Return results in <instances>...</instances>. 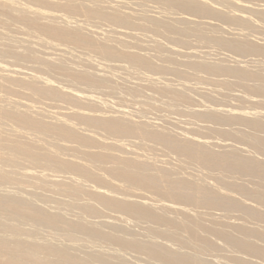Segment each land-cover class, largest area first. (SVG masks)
Returning a JSON list of instances; mask_svg holds the SVG:
<instances>
[{
	"label": "bare ground",
	"instance_id": "bare-ground-1",
	"mask_svg": "<svg viewBox=\"0 0 264 264\" xmlns=\"http://www.w3.org/2000/svg\"><path fill=\"white\" fill-rule=\"evenodd\" d=\"M39 1H41V0H39ZM97 1H100V0H96V2ZM131 1H133V0H131ZM143 1H145V0H142L141 2H143ZM153 1L156 2V4L158 3L159 5L162 4L166 8V10H168L170 12V14L173 12L174 14H172V15H175V17H171V15L166 16V14H165V17H162L163 15L161 17H153L151 15H150L151 17H146L142 13V14H139V16L143 15L144 17L142 16V17L139 18L138 16L135 15V11H137L138 9L136 8L137 10H135V9L132 10V8H133L132 5L130 6V8H131L132 12L134 11V14L130 13V12H125L126 10L125 11H123V10L119 11V9L117 8V5H115V4H120L121 8H124V9H127V6H128V2L126 3L125 1H120V0H102L99 3L98 2L97 3H92V4L90 3L91 5L90 4L89 5L88 4L84 5L85 3L82 4L80 2V0H55V1L54 0L53 1L52 0H42L43 3L45 2V3H47V4L51 5V6L64 9L65 11L68 12V13L66 12L67 14H70V13H71L70 15H72V14H83L85 17H93V18H96V19L98 18V20H100V19L102 21L104 20V21L108 22L109 24H111L113 27H115V29H110V31L108 30L109 32H107L106 34L105 33H100L99 32L100 30L97 32L95 30L88 29L91 32V35L83 33L84 27H83V25L81 26L78 23L80 20L78 22L77 21H73L72 22V20L68 21L67 19L62 18L63 15L60 16L61 19L63 20L61 25H60V23L57 24L54 21L57 16L53 15L52 13L51 14L50 13H46L47 11L46 12H43V11H40V10L37 11V9L34 10V11H30L29 8L26 9L25 7H20V6L18 7V6H15V4L8 3V2H6L4 0L0 1V9L4 10L5 12L10 13V14H12V13L14 14L16 12V18L18 20H20L23 23L28 24V26L30 25V26L34 27L35 29H37V31H39L41 33H44V34H46V35H48L50 37L55 38L56 41L57 40L58 41H62L63 43L68 42V44L70 43V44H72V46L74 45V46H76L78 48L85 49L86 51H89V52H92L94 54H97L98 56L100 55L102 58H107L108 60L109 59H113V60H117L119 62H124V63H127L128 65H131V67H135L136 69L137 68L140 69V70L137 69L134 72H137L138 70H139L138 72H140V71L143 72L141 69H144V70L151 71V73L153 71V74H154V72L156 73L158 71H160V72H162V71H168L169 72L170 71V72L175 73L176 75L177 74H180V75L185 74V73H182V71L180 72V71L176 70L175 67L173 69L167 68V67H163V65H162V67H161V65H158L159 67H157L156 62H154L155 58L154 59L152 58V60H154V61L151 62L150 61L151 59L149 60L146 56H143L140 53L138 54L136 52H133V51H130V50H126L124 48V46H122V45L125 44V41H126V40H124V38L126 39V38H134V37H136V35L133 33V31H130V30H131L132 27H134V26L136 27V26L139 25V24L136 23L137 20L138 21H142V23L146 24V26L149 25L150 27L149 26L148 27L151 28L154 32H158V33L160 32L161 35H162V32L164 33L163 35H165V34L166 35H170V36H166L165 35L166 38L172 36V38L174 39V40L172 39V41H175V43L177 41V42H181L182 45H183L185 42L182 40L183 38L181 39V36L183 37L186 34L188 36L189 33L190 34L194 33L200 39L203 40V42L201 41L200 44H202L204 42H205L204 44H207V46H211L209 44H212V45L215 44L216 46H219L221 49L229 51V52L234 53L236 55H244V56L246 55L247 56V55H250V54H253V55L256 54V55H260V56L264 57V44L262 43V45H260V42H259V45H258L257 42L250 41L247 38L248 36L243 35V34H239V33H241V31H239V28H236V29H238L237 32L239 31V33L235 32L237 34H235L236 36H233L232 38H226L227 35H223V36L214 35V34L213 35L212 34L209 35L210 33L208 34L206 32V31H212L213 29L216 28V26L214 25L213 21L210 22L211 20H218V21H222L223 23L224 22H229V23H232L231 25H233V24L235 26L238 25V26L242 27L243 29H248L250 31L249 28L254 27L255 26V22L260 21L261 19L262 20L264 19V12L259 11L260 9L257 10V7L255 9L256 11L254 10V15H256L259 20L258 19H257V21L255 20V22L253 24L254 18L251 19V17H254V16H249L248 17V15H247V17H246L245 15L244 16L241 15V14L238 15L239 13L235 14V12H233V9H232L231 12H224V11H221V10H217V8H219V6H221V4L218 7H216L215 4L216 5H218V4L215 3L214 7L216 9L212 8L213 6L210 7L209 5H213V1L211 3H210V1L209 2H205L203 0H153ZM221 1L223 3L222 5H226L227 4L229 6L230 4H232L233 6H237L238 8L244 9V10L249 8V6L252 7V5H253V4H251V3H253L251 0H248V1L247 0H238L237 2L230 0L231 3H229V4L226 2V1L229 2V0H226L225 2H223L224 0H221ZM254 1H256V0H254ZM258 1L259 0H257L256 2H258ZM262 1H264V0H262ZM27 2H28V0H27ZM36 2L38 3V0H36ZM129 3H130V1H129ZM136 3H138V2L136 1ZM145 3H148L147 0H146ZM218 3H220V2H218ZM248 3H250V4H248ZM139 4H141V3H139ZM143 5H145V4L142 3V5H139V6L143 7ZM149 5L150 4H146L144 7L146 8ZM152 6L157 8V6H155V4H152ZM45 7H47V6H45ZM253 8H255V6H253ZM224 9H225V11L226 10L228 11L227 8H224ZM52 10H54V9H52ZM157 10L158 11H162L160 9H157ZM157 10L155 9L156 12H158ZM138 12H139V10H138ZM160 13H159V15H160ZM241 13H246V12H242L241 11ZM252 15H253V13H252ZM63 17H66V16L64 15ZM196 18H198L199 20H196ZM75 19H76V17H75ZM201 19H211V20H208V21L204 20L203 21ZM255 19H256V17H255ZM2 20L3 19H1V21ZM6 20H8V19L6 18ZM263 22L261 21V23H263ZM258 23H260V22H258ZM224 24L227 25L228 23L227 24L224 23ZM234 25H233V27H234ZM205 28H207V30H205ZM217 28H220V27H217ZM120 29H124V30H120ZM225 29L226 28H224V31H225ZM2 30H3V28H2ZM126 30H129L130 32L126 31ZM235 30L232 28L230 31H235ZM257 30H259V28H257ZM230 31H229V33H230ZM255 31L256 30H254V32ZM33 32L34 31H32V33ZM154 32H153V34H154ZM149 33H152V32L149 31ZM158 33H156V34H158ZM262 33H261L262 37H264V32L262 31ZM232 34H234V33H232ZM161 35H158V36H161ZM163 35H162V37H163ZM137 36H139V35H137ZM100 37H103V38H100ZM250 37H254V34H253V36L251 35ZM38 38H40V37H38ZM156 38H157V36H156ZM167 39H166V42H168ZM58 41L56 43H59ZM131 41L132 40H129L130 43H131ZM135 41H132V44L133 43H138L136 39H135ZM12 42L14 43V41H12ZM261 42H263V41H261ZM53 43H54V41H53ZM155 43H156V41H155ZM170 43H172V42H170ZM46 44H48V43H46ZM51 44L50 45L48 44V45L51 46ZM161 44L159 42V43H156V45L154 44V46H156L158 49H160L162 47ZM164 45L165 44H163V46ZM176 45H177V43H176ZM182 45L180 44V46H182ZM20 46H22V45H20ZM134 46H136V44H133V48H134ZM138 46H139V44H138ZM68 47H70V46H68ZM156 47H154V48L156 49ZM184 47H185V45H184ZM48 49H50V48L48 47ZM51 49H52V46H51ZM56 49H58V51H59V48L56 47ZM137 49H139V48H137ZM140 49H141V47H140ZM149 49H150V47H149ZM169 49H171V46L169 47ZM172 49H173V47H172ZM68 50H69V48H68ZM176 50H171V53L173 51V54H177L176 52H174ZM5 51H6V49H5ZM16 51H17V49H16ZM86 51H84V52H86ZM141 52H143V51H141ZM144 52H146V51H144ZM157 52H159V51L157 50ZM8 53H9V51H8ZM70 53H71V51H70ZM160 53H162L161 50H160ZM12 54H16V53L13 52ZM94 54H92V55H94ZM168 54H169V52H168ZM15 56H17L18 58L22 57V55H18V54L15 55ZM161 56H162V54H161ZM169 56H170V54H169ZM182 56H183V54H182ZM204 56H206V55H204ZM23 57H25V56H23ZM230 57H232V56H230ZM27 58H29V56ZM64 58H66V57H64ZM161 58H164V56L161 57ZM13 59H15V58L13 57ZM60 59H62V58H60ZM47 60H49V59H47ZM165 60H166V56H165ZM235 60H237V59H235ZM250 60H252V59H250ZM163 61H164V59H163ZM170 61H171V59H170ZM170 61L168 60V62H170ZM49 62L50 61H47L48 65H49ZM87 62H89V60ZM90 62H91V60H90ZM113 62H115V61H113ZM153 62L155 63V65L153 64ZM59 63L60 64H55L54 65V63H53V65H49V66L53 67V69H51V70H54V68H55V69H57L59 71H63V72L66 73L67 77L69 76V78H71V80L73 79L74 81L81 82V83L85 84L86 86H103V85H105V86H103L105 88L106 85H107L106 83L109 82V81L106 80V77H107L108 73H107L105 78H103L104 76L102 77V75H104L106 73H104V74L102 73L100 76L97 75L95 77V76L91 75V74L95 75V72L94 73H87V72L86 73H80V72H77L76 70L74 71L73 68H72L73 71H70L71 69L69 70V69L65 68L61 64L60 61H59ZM102 63H103V61H102ZM185 63H184V65H185ZM76 64H79V63H76ZM103 64L105 65L104 68H106L109 65L108 64L106 66L105 63H103ZM103 64H102V66H103ZM255 64H257V63H255ZM117 65H116V67L121 66V65H119V66H117ZM188 65L193 67L194 69H196V71H204V72H207V73H210V74H213V75H224V76L233 77V78L236 79L235 81H238V82L235 83L236 85H237V83L243 84V86L247 90L245 92H247V93L248 92L249 93L250 92L251 93L255 92V94L257 92V93H261L262 95H264V74H261L263 72L260 73L259 72L260 70L258 72L257 71L253 72V71H251L249 69L247 70V69H245L243 67L242 68L238 67L240 64H238V66H236V67H234L235 65L233 67H226V66L219 65V64H209V61L207 63L205 61L204 62H191V63H188ZM29 66H31V65H29ZM95 66H97V65H95ZM110 66H112V65L110 64ZM260 66L261 65H259V67ZM2 67H0V71L1 72H3V68ZM86 67H87V65H86ZM116 67L111 68V69H115ZM68 68H70V66ZM104 68H102V69H104ZM108 68L109 67H107V70H109ZM102 69L99 70V71H102ZM19 71L14 70V71H12V74L18 73ZM149 71H147V72H149ZM90 72H92V71H90ZM110 72H112V71H110ZM193 72H195V70ZM10 74H6L4 76L3 75L1 76L3 79H7L8 82L10 81L9 82L10 83L9 86L10 85L12 86V84H11V81H12V83L15 82V84H14L15 86L18 84L19 87L22 86L23 88H26L27 90H29V92L32 94V96L36 95V96H41V97H44V98L46 97L47 100H49L48 98L55 99V100L58 99L57 101L64 100V101L70 102L71 104L73 103L74 105L75 104L79 105V103L81 102V103H84L82 105H83V107L85 105L86 110L83 109V108H81V109L78 108V109H75V110L71 109L69 112H66L64 114L61 113L59 115L62 118L65 117V119H60V117H59V118H56L57 121H55L56 119H54L53 117H51L52 115H50V117L54 119L53 121H55V123H52L51 121L50 122H48V121L45 122L43 120H40V119H42L41 117H39V118L33 117V115L35 113L33 115L30 113L31 110L33 109V107L30 109V111H29V107L28 106H25L24 110L21 107L22 110H20V109L16 108L17 106L16 107L12 106L13 103H15L16 100L11 105L9 104V102H8V104H7V102H5L7 104L6 105L5 103H2V101H1V105H0V119H3L5 121L7 120V121H9V123L12 122L11 123L12 125L14 124L17 127L22 128L21 130L26 129V130L32 131L33 134L34 133L35 134H38V133L45 134V135H47L49 137H53L55 139H58V140L64 142L63 144H62V142H61V144L60 143H57L56 145L54 144L56 146L55 149L53 151L52 150L50 151V150L46 149L45 147L40 146V145H36V144H21L20 143L21 141L18 143L17 141L15 142V141H11L10 140L11 142L4 143V142H2V140L4 139L3 138L2 140H0V153L1 152H6V154H7V158H5V159H6V162L8 163V165H5V166L8 167V166L12 165V167H13L14 165H16V167H17V165H18L17 162L19 163V161H17V157L18 156L19 157L22 156L24 158V161H26L27 163L31 164V166L33 165L35 167V165H38L40 167L45 168V170L46 169L50 170V172H52V173L56 172L57 175H58V173L61 174L62 172H65V174H67V175L69 173L70 175L65 177L64 181L62 180L63 182H56V181L52 180L54 182H49L48 183L49 186H47V184L45 183L46 175L42 174V175H38L37 177H31V175H30V177H29L28 174L27 175L20 174L19 178H17L15 174H13L11 172H7V171H5L3 169H0V183H13V184H18L19 185V184H22L24 182H27L29 178H33V179H36V181H38V183L40 182L43 185V187L53 189L55 191H58L59 193H63V195H64V193L65 194H69V195H71V197L72 196L74 197L72 199L78 198L82 194L87 193V196L90 198V200L96 202V205L100 204L101 206H103L106 209L121 211V213L123 212V214L125 213V214L133 217L136 220H145V221L152 222L154 224H161V225L165 226L166 230L162 231L163 230L162 229L159 234L163 235L164 238L166 237V239L174 240V241L179 242L178 245L179 244L180 245L179 246L177 245L178 248L180 246H181L180 248L184 247V251H186L185 247L187 246L189 251H190V248H192V249L195 250V253H193L194 250H192L193 254L192 253H183L184 251L181 252L183 248L181 249V251H179L178 249L177 250L176 249H172L168 245L154 242V240L143 242V241H140V240L139 241L135 240V238L134 239H131V238L130 239H122V238L116 237V236H114L112 234H108L106 232L105 233L102 232L101 229H99L97 227L98 225L96 226V224H95L96 221H95V223H89V224L88 223H83V222H81V220L80 221H68V220L64 219L61 215H59L58 213L57 214L49 213L44 208H42L40 206H36V204L34 205L33 203L27 201L26 198L20 196L21 194L17 195V194H11V193H7V194L4 193L3 195H1V193H0V216L5 215V221H6V218L9 217V219H11L12 221H17V222L19 221L20 223L26 222V224H27V222H29V223L31 222L30 224L29 223L28 224L31 225L32 223L33 224L35 223L36 225L39 224L40 226L41 225L47 226V227H50V228H53V229L61 230V231L66 232V233L68 232V233L72 234V232H75V233L76 232H80V233H83V236L87 235V236H89L91 238L104 239V241L107 240V241H110V242H114L115 244H117L121 248H123V247L124 248H129L130 250L133 249L134 251L141 252L144 255H146L149 259L156 260V261H158L160 263H163V264L164 263L165 264H225L226 262L223 263V261H222V263L221 262L218 263V261H214V260H208L207 261L204 258H201V257H203V254H204L203 252L204 251L205 252L207 251V253H209L210 251L212 252V250H213V252H214L215 248L218 247V245L215 243L216 240L214 242H212L214 239L211 240L213 238V236H212V238L210 236L211 239L208 238L209 237L208 234H213L214 236L218 237V239H220L223 242V245L225 244L224 246H222L221 245L222 242L220 240L217 241V243H219V241H220L219 246L220 245L222 246L221 250L222 249L223 250L224 249L227 250L228 248H231V249L233 248L235 250H238V252L239 251L243 252L246 256L249 255L250 257L251 256L257 257L258 258L257 260H259L260 262L263 261V263H264V246H263L264 244L263 245L258 244L259 242L260 243L261 242L264 243V231H263L264 229L263 228H262L263 230H261V229H259L260 227H258V226H257L258 228H252V227L246 226L244 223H232V222H225V223L223 222V223H221L220 221H219L220 222L219 226H221L222 228L221 227L218 228V226H217L218 225L217 224V222H218L217 220L218 219L215 216H214V218L212 217L210 219V221H209L210 225L208 224V222L205 221V223L208 224V225H206V224H204L201 221V219H202L201 215L203 213H201V215H199V213H200V211H198L199 209L196 210L199 213L196 212L195 210H193V211H195V213H198V214H192V213L189 212L188 209L184 208V207H186L185 204H187L189 206L192 205V208H193V206L199 207L200 210L201 209L203 210V208H205V209L207 208V210H206L207 213L209 212L208 209L209 210L211 209V211H212V209H214V210L218 209V210L223 211L224 212L223 214H225V213L228 214L230 212H235V213L238 212V213H240V217L241 218L244 217L246 219L249 218V219L256 220L257 222H264V160H258V158L256 159V157L252 158V157H249V156H246V155L244 156V153H243L244 151H243V149L241 151L240 148H239V150L242 153H240V151L237 150L238 148L236 149V148H233V147H232V150L228 151V150H226L227 146H224V145L220 146V148H222L223 151L222 150L220 152L219 151H214L213 148L211 147L212 145L210 146V144L208 145L204 141L202 142V141H199V139H195V138H193L191 136L189 137V136L186 135V133L183 134V133L179 132V134L175 133V134H177V135H175L173 132L171 134V132L169 133L167 131H164L165 129L163 130V128H162V130H160L159 129L160 127L157 128L158 125L156 126V125H154V124H152L150 122H145V121L134 122V121H131L127 117L128 114L125 113L124 111H117L116 112L117 114L114 115V116H112L110 114H106L105 112H107V111H105L103 113L100 110V109L103 110V108H100V106H99V105H101V107H102V104H100L99 102H95L93 99L88 97L89 95L88 96H85V95L81 96L78 93H74V92L69 91V90H67V91L61 90L60 88H57V87H55L53 85L55 81L51 85L50 81L42 79L43 78L42 76H40V77H42V78H40V77L35 76V75H28V79L26 78L27 75H26V77L24 76L25 78L23 76H20V77H23V78H20L19 76H18L19 77L18 78V77L15 76L17 78L16 79V78H13V76H11ZM137 74H139V73H137ZM17 75H19V73ZM20 75H21V73H20ZM158 75H159V73H158ZM63 76H65V75H63ZM142 77H143V75H142ZM151 77L154 78L153 76H151ZM151 77H148L147 79H149ZM107 79L109 80L110 77L107 78ZM154 79H157V78H154ZM154 79H151V80H154ZM212 79H213V77H212ZM214 79H215V77H214ZM67 80L70 81V79H67ZM209 80H210V78L207 79V82ZM2 81H4V82H3V85L1 84L2 82L0 83V89L1 88H5L8 91V87H7L8 84L5 86L4 85L5 80H2ZM156 82H158V79H157ZM71 83H72V81H71ZM110 83H108V84H110ZM228 83H229V81H228ZM14 85H13V87H14ZM162 88H160V89H162ZM234 89H235V86H234ZM13 90H16V87ZM105 90H107V89H105ZM141 90H143V89H141ZM9 91H10V87H9ZM162 91H163V89H162ZM27 93H28V91H27ZM30 93H28V96H29ZM182 93H184V90H183ZM241 93H243V92H241ZM31 94H30V96H31ZM173 94H177V93L174 92ZM17 95H19V94H17ZM183 95H186V94L184 93ZM5 96L6 95H4V97ZM41 97H40V99H41ZM177 97H182V98L185 99L186 96L183 97L182 94H177ZM200 97H201V95H200ZM204 98H205V96H204ZM243 98H245V97H243ZM246 98H248V97H246ZM32 99H33V97H32ZM258 99H259V97H258ZM0 100H2V99H0ZM55 100H52L53 103H56V102H54ZM179 100H181V99H179ZM187 100H189V99H187ZM100 101H101V99H100ZM259 101H261V100H259ZM25 102H23L24 104L21 102V104L25 105ZM253 103H255V102H253ZM31 104H32V102H31ZM31 104H30V107H31ZM18 105H20V104H18ZM76 107H78V106H76ZM79 107H80V105H79ZM238 107H241V106H238ZM56 109H58V107ZM66 109H68V107ZM234 109H236V108H234ZM231 111L232 110H230V111H228V110H223V111L222 110L221 111L208 110L207 111L208 113H202V112L197 110V111L193 112V114H195L197 117L205 118V119H207V120H209L211 122H215L216 124L217 123L226 124L227 122H230V121H233V122L237 121L236 123H239L241 125L243 124V125H245V127L247 126L246 128L253 129L254 132L255 131H264V122H262L261 120H259L257 118H252V117H251L252 119H250V118L247 117L248 114L246 116V113L245 114L244 113L241 114L242 112L241 113L239 112V114H238V113H236L234 111L232 113ZM111 113H113V112H111ZM53 114H56V113H53ZM255 114H256V112H255ZM38 116H40V115H38ZM54 117H55V115H54ZM67 117L68 118L69 117L73 118L74 120L77 121L76 123H78V125H82V126H84V128L86 127V128H89V130L90 129L91 130L92 129H96V130L104 132V134L102 133V135L106 136V139L112 135V138H113V136H118V137H121V140L124 139L122 137H125V138L126 137L127 138L130 137L129 139H131V137H132V138H135V139L137 138V139H141V140H149V141L153 142L154 144H156L158 146H161L162 149L166 148L167 150L168 149L171 150L172 152L175 153V155L178 154L177 156H179V155L184 156L186 161L189 160V161L193 162L196 165L198 164V165H200L202 167H205L206 170L207 169H209V170H213V169L217 170L218 169L217 170L218 172H221V171L223 172L224 171V172H229V173L232 172L233 174L236 173V174H239L241 176L242 175H244V176L246 175V176H249V178L251 177V179H254L257 183L256 184L252 183L253 185L255 184L254 188H248L249 185L247 186L245 184H240V183L236 184V183H233L231 181H230L231 183L230 182H225L226 180H224V179H223L224 181L221 180L222 179L221 176H220L221 179L219 178V175H220L219 174L217 176L218 177L217 180L219 182V185L221 184L220 186L221 187L223 186V189H222L223 191H222L220 188H216V187L213 188L214 186L211 183L210 184H211L212 187L206 185L205 183H207V182L204 181V180L203 181L205 183L203 182L201 184V183H198V182H196V181H194L192 179L182 178V177L180 178V177L174 176L173 173L175 171L172 173V171L171 170H167V168L166 169L154 168L153 165H151L149 163L150 161L146 162V161H142L140 159H126L125 157H124L125 159L123 157L120 158L121 155L123 156L124 154H121V155L119 153L117 154L118 151L115 152V153H116V155H120V157L115 155V153H114L115 150L113 151V154L110 153L111 151L105 152L106 150L103 151L104 149L100 150L101 146L105 147L106 144L110 145V143H112V141L107 143V142H105L106 140H99L100 138L97 139V138L93 137L94 135H92V134L89 135L88 134V133H90L89 130H88L89 131L88 133L86 132V134H84V133L81 134L80 130L78 132L79 128L76 127L77 124L71 122V121H73V119L72 120L70 119L71 121H69V120H66ZM193 117H194V115H193ZM197 117H196V119H198ZM203 121H204V119H203ZM188 124H190V123H188ZM16 126H15L14 129L8 128V129H10V131L7 129V133L8 134L12 133L13 135H11V136H18V137H19L20 133L23 134L22 132H24V130L23 131H21V130L17 131L18 129L16 130ZM3 127H5V126H3ZM3 130L4 129L0 128V135H1V132ZM96 130H95V132H96ZM85 131H87V130H85ZM92 131H94V130H92ZM4 132H6V130H4ZM4 132L2 134L6 135L7 133H4ZM99 133L100 132H98V134ZM251 133H253V132H251ZM24 134H25V132H24ZM105 134H107L108 136L105 135ZM209 134H211V133H209ZM225 134H227V133H225ZM241 134H243V133H241ZM227 135H229V134H227ZM231 135H232V133H231ZM40 136H42V135H40ZM104 136H102V137H104ZM263 136L264 135H262V137H260L259 135H255V133H254V135L253 134L252 135H244L243 134L240 138L242 140H244L245 142H247L251 147L256 149L255 150L256 152L257 151L261 152V151H264V137ZM27 137L29 138V136H27ZM43 137L45 139V136H43ZM13 138H15V137H13ZM38 138H39V135H38ZM236 138H239V137H236ZM50 139H52V138H50ZM102 139H104V138H102ZM7 140H8V138H7ZM107 140H111V139H107ZM119 140H120V138H119ZM28 141H29V139H28ZM49 141H51V140H49ZM120 141H117L116 145H115V143L113 145L122 148V145H123L122 142L123 141L122 142H120ZM113 142H114V140H113ZM118 142H120L122 144H118ZM132 142H133V140H132ZM49 144L51 145V143H49ZM125 145H123V148H126V147H124ZM110 146H112V145H110ZM112 147H114V146H112ZM128 147H130V146H128ZM161 147H159V148H161ZM234 147H235V145H234ZM94 149H99V151L98 150H94ZM215 149H219L218 146ZM65 150H68V151L74 153L75 156H73V157H76V154L82 156L84 160L86 159L85 165L83 164L85 162L84 160H83V163L81 162L82 164H80V163H78L79 161L75 162L77 160L73 161L72 159H66L65 158L66 156L63 155V154L62 155L65 156V157L61 158L60 155H59V152L65 151ZM118 150H119V148H118ZM70 152H69V154H70ZM129 152H131V151L129 150ZM72 153L70 155H72ZM67 156H68V153H67ZM4 157H5V155H4ZM20 160L22 161V159H20ZM78 160H80V159H78ZM178 160H180V159H178ZM87 162L90 163V164L97 165V167L98 166L101 167L103 165L109 164L110 166L106 167L105 173L107 172L108 174L112 175V177L114 176L119 181H121V183H124V185L130 186V187H139V188L144 189L145 191L146 190L152 191V192L156 193L157 195H159V196L165 198L166 200H168L171 204L169 205V203H168V204L154 205L151 202H148L147 199L145 197H142V196H138V197L136 196L138 198V200H134V201L133 200H129L127 198H119V197H116L115 195H111L110 194L113 191L109 192L107 189L103 190V189H101V186L100 187L89 186L88 188H85V184H83V181L80 180L79 178H81V179L83 178V180L84 179L88 180L89 184H90V181L92 182V184L95 183V182H97L96 184L103 182V179L99 177L100 174L96 175L98 173H96V174H94L95 172L93 173V170H96V168L92 169L94 165L91 168L92 170H89V168L91 166L89 167ZM0 163H2V161ZM172 163L173 162H171V164ZM24 164H26V163H24ZM0 165H2V164H0ZM20 165H18V166H20ZM87 165H88L89 168L87 167ZM2 167H4V166H2ZM20 167H22V166H20ZM23 168H25V167L23 166ZM48 170H47V172H48ZM97 170H99V169H97ZM209 170H207V171H209ZM17 171H18V169H17ZM41 171H43V170H41ZM199 171H201V170L199 169ZM207 171H206V173H209ZM190 172L192 173V170ZM186 173H187V171H186ZM193 173H196V171L193 172ZM212 173L214 174L213 171H212ZM212 173L210 175H208V174H206V175L211 177ZM189 175H191V174H189ZM214 175H216V173ZM214 175H212V176L214 177ZM104 176H105V174H104ZM104 176L102 175L101 177H104ZM208 176L204 175L203 178L205 179V177H208ZM209 177H208V180H209ZM237 177L235 176V178H237ZM105 178H107V177H105ZM192 178H194V177L192 176ZM216 178H215V180H216ZM225 178H226V176H225ZM51 179H53V178H51ZM200 179L198 178V181ZM49 180H50V178H49ZM245 181H246V179H245ZM84 182L86 183V181H84ZM209 182H210V180H209ZM218 182H217L216 186L218 185ZM243 182H244V180H243ZM249 183H247V184H249ZM30 184L32 186V182L31 181H30ZM119 184H117V185L115 184L116 186L114 185L115 186L114 188H116V189L118 188L120 190V186H118ZM217 187H219V186H217ZM33 188H35V186ZM13 189H15V188H13ZM29 190H31V189H29ZM31 191H33V190H31ZM121 191H122V189H121ZM227 192H229V193H227ZM231 193H235V194L238 195V198L240 197V198H243V199H238V198H236L237 195L234 196V195H231ZM37 194H39V193H37ZM147 197H148V195H147ZM56 199H57V197H56ZM82 199L83 198L81 197V200ZM54 201H55V198H54ZM89 203H85V204H81L80 205L81 209L83 210L82 212L90 214V215H95L96 212L98 213V211H96L97 208L95 209L91 205V203L90 204ZM76 204H78V203H76ZM79 204H80V202H79ZM175 204H179V205L181 204L180 205L181 207L179 205H178V207H176ZM182 204L185 205V206L182 207ZM63 205H64V203H63ZM93 205H95V204L93 203ZM68 206H70V205H68ZM72 206H74V204ZM80 206H78V207H80ZM98 208H99V206H98ZM168 211H170L171 214H176V217L173 218L172 216H169L168 213H167ZM215 212L217 213L218 211L215 210ZM83 215L85 216V214H83ZM177 215H179L180 217L178 218ZM210 216H211V213H210ZM210 216H209V218H210ZM202 217H204V216H202ZM207 217H208V215H207ZM220 218L221 217H219V219ZM75 219H77V218H75ZM205 219L206 218H204V220ZM221 221H223V220H221ZM8 223H11V222H8ZM120 223H121V221H120ZM104 224H106V223H104ZM255 224H258V223L255 222ZM259 226H260V224H259ZM153 228H154V226H153ZM20 229L15 224H6V223H4V222H2L0 220V233L2 231L10 233L9 236L8 235L4 236V235L0 234V264H126L123 261L122 257L119 255L120 253L118 254L115 251H114L115 253H109L108 252V254H106V253L101 252V251L89 250V252H87L84 255L80 256V255H77L75 253L69 252L68 247L67 248H64V247L60 248V247L54 246L53 244L52 245L51 244H42V243H39V242H37V241H35L33 239H30V238H22L21 237L22 231ZM26 229H28V228H26ZM228 229H229V231H228ZM231 229L233 230V232H234V230L236 232H238L237 234H239L240 236L239 235L237 236L236 233L234 235L233 232L230 231ZM158 230H160V229H158ZM156 232H158V231L156 230ZM180 232H184L186 234L184 236L185 238H181L182 235L181 236L179 235ZM154 234H157V233L154 232ZM31 235H32V233H31ZM156 239H158V238H156ZM88 240H90V239H88ZM254 240L258 241V243L256 241H254ZM93 242H95V241H93ZM177 242H175V244ZM226 245L228 246L227 248H226ZM105 248H106V246H105ZM218 250H219V248H218ZM227 251L230 252L231 250L230 251L227 250ZM201 252L203 254L200 257ZM76 253H78V252H76ZM218 253H219V251H218ZM218 253H216V254H218ZM236 253H237V251H236ZM211 254H213V253H211ZM223 254H225V253H223ZM227 256L228 255L226 254V257ZM241 256H242V254H241ZM135 259H137V257ZM236 260H238V262L240 261V262H243V263H248V264L251 263L252 264V261H250L249 259H246L244 257L236 256ZM143 262H145V261H143Z\"/></svg>",
	"mask_w": 264,
	"mask_h": 264
},
{
	"label": "rangeland",
	"instance_id": "rangeland-1",
	"mask_svg": "<svg viewBox=\"0 0 264 264\" xmlns=\"http://www.w3.org/2000/svg\"><path fill=\"white\" fill-rule=\"evenodd\" d=\"M0 1H3V0H0ZM4 1H6V2H8V3H13V4H15V6H20V7H25L26 9H28L29 8V10L30 11H34V10H36L37 9V11H43V12H46V13H52L53 15H56L57 17H56V19L54 20L57 24L58 23H60V25H61V23H62V19H61V17L60 16H66V17H63L62 16V18H65V19H67L68 21H71L72 20V22L73 21H79L78 23L82 26L83 25V27H84V30H83V33H85V34H88V35H91V32L88 30V29H91V30H95V31H99L100 33H107V32H109L110 31V29H115V27H113L111 24H109L108 22H106V21H102L101 19L100 20H98V18L96 19V18H93V17H85L83 14H72V15H70V14H67L68 12L67 11H65L64 9H62V8H58V7H54V6H51V5H49V4H47V3H43L42 2V0L41 1H39L38 0V3L36 2V0H28V2H27V0H4ZM53 1V0H52ZM55 1V0H54ZM94 1V2H93ZM100 1H102V0H100ZM100 1H97L98 3L100 2ZM120 1H125L126 3L128 2V6H127V9H124V8H121V6H120V4H115V5H117V8L119 9V11H125V12H130V13H133L134 14V11L132 12V10H139V12H138V10L137 11H135V15L136 16H138L139 18L140 17H142L143 15H141V16H139V14H144L146 17H151V16H153V17H161L162 15V17H165V14H166V16H169V15H171V17H175V15H172V14H174L173 12L170 14V12L168 11V10H166V8L162 5V4H156V2H154L153 0H147V2L148 3H145L146 2V0L145 1H143V2H141L142 0H133V1H131V0H120ZM129 1H130V3H129ZM136 1L138 2V3H136ZM203 1H205V2H209L210 1V3L213 1V5H209L210 7L211 6H213L212 8H215L214 7V4L215 3H217L218 5H216L215 4V6L216 7H218L220 4H221V6H219V8H217V10H221V11H224V12H231L232 11V9H233V12H235V14L236 13H239L238 15H245L246 17H247V15H248V17L249 16H254V17H251V19L252 18H254V20H253V24H254V22H255V20L257 21V19H258V17L256 16V15H254V10L256 9V7H257V10H259V11H262V12H264V1H258V2H256V1H254V0H251L253 3H251V4H253L252 5V7H250L249 6V8H247V9H240V8H238L237 6H233L232 4H230L229 6L226 4V5H222L223 3H222V1L221 0H203ZM215 1V2H214ZM226 0H224L223 2H225ZM231 1H235V2H237L238 0H231ZM248 1V0H247ZM36 2V3H35ZM42 2V3H41ZM80 2L83 4V3H85L84 5H89L90 3L92 4V3H97L96 2V0H80ZM89 2V3H88ZM151 2V3H150ZM218 2H220V3H218ZM228 4L229 3H231L230 2V0H229V2L228 1H226ZM255 2V3H254ZM41 3V4H40ZM132 3V4H131ZM139 3H141V4H139ZM142 3H144L145 5L146 4H150L149 6H147L146 8L144 7L145 5H143V7L142 6H139V5H142ZM209 3V4H210ZM250 3H248V4H250ZM90 4V5H91ZM130 4V5H129ZM136 4V5H135ZM138 4V5H137ZM152 4H155V6H157V8H155L154 6H152ZM247 4V3H246ZM132 5V10H131V8H130V6ZM162 5V6H161ZM258 5V6H257ZM45 6H47V7H45ZM232 6V7H231ZM248 6V5H247ZM253 6H255V8H253ZM44 7V8H43ZM135 7V8H134ZM146 11H144L142 8ZM221 7V8H220ZM39 8V9H38ZM51 10H50V9ZM121 8V9H120ZM130 8V9H129ZM137 8V9H136ZM153 8V9H152ZM224 8H227L228 9V11L226 10L225 11V9ZM253 10H252V9ZM43 9V10H42ZM52 9H54V10H52ZM155 9L157 10V9H160V10H162V11H158V12H156L155 11ZM216 9V8H215ZM223 9V10H222ZM242 12H246V13H241V11ZM49 10V11H48ZM128 10V11H127ZM141 10V11H140ZM235 10V11H234ZM244 10V11H243ZM3 11V12H2ZM237 11V12H236ZM256 11V10H255ZM0 67H2L3 68V72H1L0 71V77L4 74V75H6V74H10L11 76H13V78H16V77H20V76H25L26 77V75H27V79H28V75H35V76H38V77H40V76H42V77H40V78H42V79H45V80H47V81H50V83H51V85L53 84V82H54V86L55 87H57V88H60L61 90H65V91H67V90H69V91H72V92H74V93H78L79 95H81V96H83V95H85V96H88V97H90L91 99H93L95 102H99L100 104H102V107H101V105H99L100 106V108H103V110L102 109H100L101 110V112H105V111H107V112H105L106 114H110V115H112V116H114V115H116L117 113V111H124L125 113H127L128 115H127V117H128V119H130L131 121H134V122H140V121H145V122H150V123H152V124H154V125H158V127L157 128H159L160 130H162V128H163V130L164 131H167V132H171V134H172V132L175 134V133H178L179 134V132H181V133H183V134H185L186 133V135L187 136H191V137H193V138H195V139H199V141H204V142H206L208 145L210 144V146L213 148V150L214 151H221L222 150V148H220V146L221 145H224V146H227V149L226 150H228V151H230V150H232V147L233 148H238L237 150L238 151H240L239 150V148L241 149V151H242V149H243V153H244V156L246 155V156H249V157H252V158H255L256 157V159L258 158V160H264V151H261V152H259V151H255L256 149H254L253 147H251L247 142H245L244 140H242L240 137L244 134V135H254V133H255V135H259L260 137H262V135H264V131H253V129H251V128H246L245 127V125H241V124H239V123H236L235 121L233 122V121H230V122H227L226 124H223V123H215V122H211V121H209V120H207V119H205V118H200V117H197L195 114H193V112H195V111H200V112H202V113H208L207 111L208 110H211V111H213V110H217V111H223V110H228V111H230V110H232L231 112L233 113V111L234 112H236V113H238L239 114V112L241 113V114H245L246 113V116H247V114H248V118H250V119H252V118H257V119H259V120H261L262 122H264V95H262L261 93H257L256 92V94H255V92L253 93H247V92H245V91H247L246 89H245V87L243 86V84H240V83H237V85L235 84L236 82H238V81H235L236 79L235 78H233V77H229V76H224V75H213V74H210V73H207V72H204V71H196V69H194L193 67H191V66H189L188 65V63H191V62H208L209 61V64H219V65H223V66H226V67H233L234 65V67H236V66H238V64H240L238 67H243V68H245V69H249V70H251V71H253V72H258L259 70V72L261 73V72H263V73H261V74H264V57L263 56H260V55H256V54H250V55H236V54H234V53H231V52H229V51H226V50H223V49H221L219 46H216L215 44H209V45H211V46H207V44H204V43H202V44H200V42L202 41L203 42V40L202 39H200L196 34H194V33H189L188 34V36H187V34L186 35H184L183 37L181 36V39L185 42L183 45H182V43L181 42H177L176 41V43H177V45H176V43H175V41H172V36L171 37H167L166 38V36H170V35H163L164 33L162 32V35H163V37H162V35H161V33L159 34L158 32H154L151 28H149L148 26H146V24H144V23H142V21H138L137 20V24H139L138 26H134V27H132L131 28V30L130 31H133V33L136 35V37H134L136 40H137V42L138 43H133V44H136V46H134V48H133V44H132V41H135V39L134 38H124V40H126L125 41V44L124 45H122V46H124V48L126 49V50H130V51H133V52H136V53H140L141 55H143V56H146L151 62L152 61H154V60H152V58L154 59L155 58V61L154 62H156V65H157V67H159L158 65H161V67H162V65H163V67H167V68H171V69H173L174 67H175V69L176 70H178V71H182V73H185V74H183V75H180V74H175V73H173V72H168V71H162V72H160V71H158V72H154V74H153V71H152V73H151V71H149V70H144V69H141L143 72H138L140 69L139 68H137V69H139L137 72H134V71H136L137 69L135 68V67H131V65H128L127 63H124V62H119V61H117V60H113V59H107V58H102L100 55L98 56L97 54H94V53H92V52H89V51H86L85 49H82V48H78V47H76V46H72V44H68V42H65V43H63L62 41H58L59 43H56L57 41H56V39L55 38H53V37H50V36H48V35H46V34H44V33H41V32H39V31H37V29H35L34 27H32V26H28V24H26V23H23V22H21L20 20H18L17 18H16V12L13 14H10V13H7V12H5L4 10H1L0 9ZM67 12V13H66ZM161 12V13H160ZM165 12V13H164ZM232 12V13H233ZM138 13V14H137ZM159 13H160V15H159ZM163 13V14H162ZM252 13H253V15H252ZM148 14V15H147ZM158 14V15H157ZM3 15V16H2ZM83 15V16H82ZM151 15V16H150ZM32 16V15H31ZM10 17V18H9ZM60 17V18H59ZM75 17H76V19H75ZM84 17V18H83ZM144 17V16H143ZM255 17H256V19H255ZM6 18L8 19V20H6ZM1 19H3L2 21H1ZM74 19V20H73ZM195 19V18H194ZM196 20H199L198 18H196ZM201 20H205V21H208V20H211V19H201ZM259 20V19H258ZM13 21V22H12ZM43 21V20H42ZM99 23H98V22ZM213 21V23H214V25L216 26V28L215 29H213L212 31H206L209 35H220V36H223V35H227V37L226 38H232L233 36H236L235 34H237V33H239V31H241V33H239V34H243V35H246V36H248L247 38L250 40V41H252V42H257V44L259 45V42H260V45H262V43L264 44V37H262V31L264 32V19L262 20H260V21H257V22H255V26L254 27H251V28H249L250 29V31L248 30V29H243L242 27H240V26H235L234 24V27H233V25H231L232 23H229V22H224V23H228L227 25H225L222 21H218V20H211L210 22H212ZM215 21V22H214ZM261 21L263 22V23H261ZM8 22V23H7ZM12 22V23H11ZM220 22V23H219ZM258 22H260V23H258ZM258 23V24H257ZM25 24V25H24ZM257 24V25H256ZM142 25V26H141ZM218 25V26H217ZM226 27H225V26ZM259 25V26H258ZM262 25V26H261ZM4 26V27H3ZM108 26V27H107ZM111 26V27H110ZM141 26V27H140ZM191 26V25H190ZM226 28L225 29V31H224V28ZM229 26V27H228ZM20 27V28H19ZM31 27V28H30ZM217 27H220V28H217ZM2 28H3V30H2ZM33 28V29H32ZM87 28V29H86ZM146 28V29H145ZM233 28L234 30L236 29V28H239V31L237 32V30L238 29H236L235 31H230L231 29ZM257 28H259V30H257ZM263 28V29H262ZM15 29V30H14ZM23 29V30H22ZM83 29V28H82ZM119 29V28H118ZM117 29V30H118ZM135 29V30H134ZM143 29V30H142ZM241 29V30H240ZM262 29V30H261ZM2 30V31H1ZM109 30V31H108ZM120 30H124V29H120ZM146 30V31H145ZM150 32H152V33H149V31ZM205 30H207V28H205ZM217 30V31H216ZM219 30V31H218ZM223 32H222V31ZM230 31V33H229V31ZM254 30H256L255 32H254ZM5 31V32H4ZM23 31V32H22ZM30 31V32H29ZM32 31H34L33 33H32ZM89 31V32H88ZM126 31H129V30H126ZM129 31V32H130ZM140 33H139V32ZM259 31V32H258ZM27 32V33H26ZM153 32H154V34H153ZM235 32H237V33H235ZM252 32V33H251ZM156 33H158V34H156ZM227 33V34H226ZM232 33H234V34H232ZM251 33V34H250ZM262 33V34H261ZM34 36H33V35ZM146 36H145V35ZM148 34V35H147ZM253 34H254V37H250L251 35L253 36ZM260 34V35H259ZM5 35V36H4ZM137 35H139V36H137ZM143 35V36H142ZM153 35V36H152ZM158 35H161V36H158ZM44 36V37H43ZM93 36V35H92ZM156 36H157V38H156ZM258 38H257V37ZM261 38H260V37ZM5 37V38H4ZM28 37V38H27ZM38 37H40V38H38ZM50 37V38H49ZM140 37V38H139ZM144 37V38H143ZM187 37V38H186ZM98 38V37H97ZM100 38H103V37H100ZM171 40H170V39ZM41 39V40H40ZM50 39V40H49ZM52 39V40H51ZM134 39V40H133ZM159 39V40H158ZM166 39H167V41L168 42H166ZM186 39V40H185ZM260 41H259V40ZM128 40V41H127ZM129 40H132L131 41V43L129 42ZM174 40V39H173ZM12 41H14V43L12 42ZM43 41V42H42ZM53 41H54V43H53ZM147 41V42H146ZM155 41H156V43H159L160 42V44L162 45V47L160 48V49H158L156 46H154V44L156 45V43H155ZM164 41V42H163ZM172 42V43H170V42ZM261 41H263V42H261ZM136 42V41H135ZM166 42V43H165ZM46 43H48L49 45L51 44V46H52V49H51V46H49L48 44H46ZM175 43V44H174ZM182 45V46H180V44ZM10 44V45H9ZM15 44V45H14ZM24 44V45H23ZM55 44V45H54ZM58 44V45H57ZM138 44H139V46H138ZM146 44V45H145ZM153 44V45H152ZM163 44H165L164 46H163ZM204 44V45H203ZM8 47H7V46ZM20 45H22V46H20ZM47 45V46H46ZM57 45V46H56ZM128 45V46H127ZM152 45V46H151ZM168 45V46H167ZM184 45H185V47H184ZM17 46V47H16ZM19 46V47H18ZM68 46H70V47H68ZM156 47V49L159 51V52H157V50L154 48V47ZM171 46V49H169V47ZM29 49H28V48ZM48 47L50 48V49H48ZM54 47V48H53ZM56 47L57 48H59V51H58V49H56ZM140 47H141V49H140ZM149 47H150V49H149ZM172 47H173V49H172ZM177 47V48H176ZM184 47V48H183ZM206 47V48H205ZM68 48H69V50H68ZM72 48V49H71ZM78 48V49H77ZM137 48H139V49H137ZM182 48V49H181ZM5 49H6V51H5ZM8 49V50H7ZM16 49H17V51H16ZM66 49V50H65ZM82 49V50H81ZM136 49V50H135ZM153 51H152V50ZM163 49V50H162ZM170 51H169V50ZM177 49V50H176ZM181 49V50H180ZM185 49V50H184ZM194 49V50H193ZM203 49V50H202ZM212 49V50H211ZM4 50V51H3ZM15 50V51H14ZM62 52H61V51ZM160 50H161V52L162 53H160ZM171 50H176V51H174V52H176L177 54H173V51H172V53H171ZM188 52H187V51ZM205 50V51H204ZM8 51H9V53H8ZM23 51V52H22ZM70 51H71V53H70ZM84 51H86V52H84ZM141 51H143V52H141ZM144 51H146V52H144ZM180 53H179V52ZM201 51V52H200ZM16 53V54H12V53ZM35 52V53H34ZM61 52V53H60ZM84 52V53H83ZM154 52V53H153ZM157 52V53H156ZM168 52H169V54H170V56H169V54H168ZM182 52V53H181ZM216 52V53H215ZM7 55H5V54ZM61 55H60V54ZM77 53V54H76ZM86 53V54H85ZM91 53V54H90ZM4 54V55H3ZM11 54V55H10ZM22 55V57H17V56H15V55ZM28 54V55H27ZM57 54V55H56ZM89 54V55H88ZM92 54H94V55H92ZM161 54H162V56H161ZM182 54H183V56H182ZM212 54V55H211ZM59 55V56H58ZM76 55V56H75ZM84 55V56H83ZM174 55V56H173ZM204 55H206V56H204ZM236 55V56H235ZM15 58V59H13V57ZM23 56H25V57H23ZM29 56V58H27ZM31 56V57H30ZM79 56V57H78ZM90 56V57H89ZM164 56V58H161V57H163ZM165 56H166V60H165ZM181 56V57H180ZM187 58H186V57ZM230 56H232V57H230ZM239 56V57H238ZM255 56V57H254ZM257 56V57H256ZM47 57V58H46ZM51 57V58H50ZM64 57H66V58H64ZM72 57V58H71ZM81 57V58H80ZM93 59H92V58ZM101 57V58H100ZM160 57V58H159ZM184 57V58H183ZM11 58V59H10ZM31 58V59H30ZM41 58V59H40ZM60 58H62V59H60ZM64 58V59H63ZM79 58V59H78ZM90 58V59H89ZM169 58V59H168ZM180 58V59H179ZM232 58V59H231ZM237 59V60H235V59ZM254 58V59H253ZM25 59V60H24ZM46 59V60H45ZM47 59H49V60H47ZM58 59V60H57ZM101 59V60H100ZM163 59H164V61H163ZM170 59H171V61H170ZM180 61H178V60ZM250 59H252V60H250ZM38 60V61H37ZM67 62H66V61ZM89 60V62H87ZM90 60H91V62H90ZM106 60V61H105ZM168 60L170 61V62H168ZM174 60V61H173ZM250 60V61H249ZM255 60V61H254ZM258 60V61H257ZM260 60V61H259ZM16 61V62H15ZM45 61V62H44ZM47 61H50L49 62V65H53V63H54V65L55 64H60L59 63V61L61 62V64L65 67V68H67V69H71L70 71H77V72H80V73H94L95 72V75L94 74H91V75H93V76H100L102 73L104 74V73H106V74H104V75H102V77L103 78H105L106 77V75H107V73H108V75H107V77H106V80L107 81H109L108 83H110L111 81V83L110 84H108V83H106L107 85H106V87L104 88L103 86H105V85H103V86H86L85 84H83V83H81V82H78V81H74L73 79L71 80V78H69V76L67 77L66 76V73L65 72H63V71H59V70H57V69H55L54 68V70H51V69H53V67H51V66H49L48 64H47ZM73 61V62H72ZM96 61V62H95ZM102 61H103V63H105L106 64V66L107 67H109L108 69L109 70H107V67L106 68H104V64L102 63ZM112 61V62H111ZM113 61H115V62H113ZM117 61V62H116ZM178 61V62H177ZM232 61V62H231ZM254 61V62H253ZM65 64H63V63ZM95 62V63H94ZM101 64H100V63ZM108 62V63H107ZM153 62V64L155 65V63ZM161 62V63H160ZM165 62V63H164ZM187 64H186V63ZM211 62V63H210ZM238 62V63H237ZM21 63V64H20ZM31 63V64H30ZM44 65H43V64ZM51 63V64H50ZM76 63H79V64H76ZM81 63V64H80ZM89 63V64H88ZM101 65H99V64ZM116 63V64H115ZM167 63V64H166ZM172 63V64H171ZM174 63V64H173ZM184 63H185V65H184ZM253 63V64H252ZM255 63H257V64H255ZM102 64H103V66H102ZM110 64L112 65V66H110ZM118 64V65H117ZM173 66H171V65ZM179 64V65H178ZM245 64V65H244ZM29 65H31V66H29ZM43 65V66H42ZM86 65H87V67H86ZM95 65H97V66H95ZM116 65L117 66H119V65H121V66H119V67H116ZM245 67H244V66ZM258 67H257V66ZM259 65H261L260 67H259ZM46 66V67H45ZM70 66V68H68ZM171 66V67H170ZM179 66V67H178ZM189 66V67H188ZM5 67V68H4ZM29 67V68H28ZM48 67V68H47ZM104 68V69H102V68ZM114 67H116L115 69H111V68H114ZM121 67V68H120ZM125 67V68H124ZM131 67V68H130ZM191 67V68H190ZM263 67V68H262ZM72 68H73V70H72ZM127 68V69H126ZM129 68V69H128ZM183 68V69H182ZM30 69V70H29ZM46 69V70H45ZM102 69V71H99V70H101ZM106 69V70H105ZM120 69V70H119ZM253 69V70H252ZM14 70H17V71H19L18 73H19V75H17L18 73H15V74H12V71H14ZM35 70V71H34ZM89 70V71H88ZM114 70V71H113ZM129 70V71H128ZM186 70V71H185ZM188 70V71H187ZM190 70V71H189ZM195 70V72H193ZM38 71V72H37ZM82 71V72H81ZM90 71H92V72H90ZM99 73H98V72ZM110 71H112V72H110ZM118 71V72H117ZM123 71V72H122ZM147 71H149V72H147ZM130 72V73H129ZM133 72V73H132ZM165 72V73H164ZM189 72V73H188ZM200 72V73H199ZM20 73H21V75H20ZM38 73V74H37ZM63 75H65V76H63ZM65 73V74H64ZM135 73V74H134ZM137 73H139V74H137ZM158 73H159V75H158ZM24 74V75H23ZM40 74V75H39ZM143 75V77H142V75ZM163 74V75H162ZM3 75V76H4ZM50 75V76H49ZM140 75V76H139ZM162 75V76H161ZM186 77H185V76ZM211 75V76H210ZM16 76V77H15ZM127 76V77H126ZM151 76H153L154 78H157L158 79V82H156L157 81V79H154V78H152ZM188 76V77H187ZM197 76V77H196ZM18 77V78H19ZM23 77H20V78H23ZM24 77V78H25ZM110 77V79L108 80L107 78H109ZM140 77V78H139ZM148 77H151V78H149V79H147ZM164 77V78H163ZM212 77H213V79H212ZM214 77H215V79H214ZM56 78V79H55ZM70 79V81L69 80H67V79ZM210 78V80L207 82V79H209ZM17 79V78H16ZM54 79V80H53ZM144 81H143V80ZM151 79H154V80H151ZM200 79V80H199ZM221 79V80H220ZM2 80H5V83H4V85L6 86L7 84V87H8V91H7V89H5V88H1L0 89V99H2V100H0V105H1V101H2V103H5V102H7V104H8V102H9V104L11 105L15 100V103H13V105L12 106H17L16 108H18V109H20V110H22L21 109V107L23 108V110L25 109V106H28L29 107V111H30V109L33 107V109L31 110V114L33 115L34 113V115H33V117H37V118H39V117H41L42 119H40V120H43V121H48V122H52V123H55V121H57V119L56 118H59L60 116V114L62 113V114H64V113H66V112H69L71 109H81V108H83V109H85L86 110V107H85V105H84V107H83V105L82 104H84V103H79V105H80V107H79V105L78 104H71L70 102H67V101H64V100H59V101H57V100H55V99H50V98H48L49 100H47L46 99V97L44 98V97H41V96H36V95H34V96H32V94L29 92V90H27L26 88H23L22 86H20L19 87V85L17 84L16 86L14 85L15 84V82H13L12 83V81H11V84H12V86L10 85L9 86V82H8V80L7 79H3L2 77L0 78V83L3 85V82L4 81H2ZM156 80V81H155ZM188 80V81H187ZM7 81V82H6ZM71 81H72V83H71ZM74 81V82H73ZM212 81V82H211ZM221 81V82H220ZM228 81H229V83H228ZM70 82V83H69ZM76 82V83H75ZM133 82V83H132ZM141 82V83H140ZM150 84H149V83ZM152 82V83H151ZM214 82V83H213ZM150 85H148V84ZM155 83V84H154ZM158 83V84H157ZM166 85H165V84ZM64 84V85H63ZM112 84V85H111ZM115 84V85H114ZM139 84V85H138ZM147 84V85H146ZM222 84V85H221ZM13 85H14V87H13ZM134 85V86H133ZM153 85V86H152ZM241 85V86H240ZM81 86V87H80ZM113 86V87H112ZM128 86V87H127ZM168 86V87H167ZM232 86V87H231ZM234 86H235V89H234ZM243 86V87H242ZM9 87H10V91H9ZM15 87H16V90H13V89H15ZM90 87V88H89ZM99 87V88H98ZM137 87V88H136ZM154 87V88H153ZM163 87V88H162ZM166 87V88H165ZM184 89H183V88ZM231 87V88H230ZM13 88V89H12ZM19 88V89H18ZM88 88V89H87ZM115 90H113V89ZM159 90H158V89ZM160 88H162L163 89V91H162V89H160ZM165 88V89H164ZM181 88V89H180ZM193 88V89H192ZM240 88V89H239ZM4 89V90H3ZM12 89V90H11ZM103 89V90H102ZM105 89H107V90H105ZM141 89H143V90H141ZM157 89V90H156ZM177 91H176V90ZM180 89V90H179ZM233 89V90H232ZM2 90V91H1ZM24 90V91H23ZM26 90V91H25ZM109 90V91H108ZM139 90V91H138ZM183 90H184V93L186 94V95H183L184 93H182L183 92ZM220 90V91H219ZM19 91V92H18ZM27 91H28V93H30L31 94V96L33 97V99H32V97L30 96V94H29V96H28V93H27ZM117 91V92H116ZM162 91V92H161ZM6 92V93H5ZM21 92V93H20ZM23 92V93H22ZM25 92V93H24ZM169 92V93H168ZM171 92V93H170ZM177 93V94H182V96L183 97H185V99L184 98H182V97H177V94H173V93ZM179 92V93H178ZM241 92H243V93H241ZM87 93V94H86ZM129 95H128V94ZM247 93V94H246ZM17 94H19V95H17ZM148 94V95H147ZM255 94V95H254ZM3 95V96H2ZM4 95H6L5 97H4ZM200 95H201V97H200ZM205 96V98H204V96ZM14 99H12L11 97ZM19 96V97H18ZM221 96V97H220ZM251 96V97H250ZM9 97V98H8ZM31 97V98H30ZM40 97H41V99H40ZM145 97V98H144ZM243 97H245V98H243ZM246 97H248V98H246ZM254 97V98H253ZM258 97H259V99H258ZM24 98V99H23ZM26 98V99H25ZM46 100H44V99ZM97 98V99H96ZM243 98V99H242ZM257 98V99H256ZM261 98V99H260ZM10 99V100H9ZM35 99V100H34ZM96 99V100H95ZM100 99H101V101H100ZM179 99H181V100H179ZM184 99V100H183ZM187 99H189V100H187ZM205 99V100H204ZM223 99V100H222ZM253 99V100H252ZM30 100V101H29ZM52 100H55L54 102H56V103H53V101ZM203 100V101H202ZM259 100H261V101H259ZM4 101V102H3ZM26 101V102H25ZM52 101V102H51ZM185 101V102H184ZM192 101V102H191ZM201 101V102H200ZM205 101V102H204ZM247 101V102H246ZM249 101V102H248ZM17 102V103H16ZM21 102L23 103V102H25V105H23V104H21ZM31 102H32V104H31ZM228 102V103H227ZM236 102V103H235ZM253 102H255V103H253ZM28 103V104H27ZM31 104V107H30V104ZM188 103V104H187ZM235 103V104H234ZM238 103V104H237ZM6 104V103H5ZM6 104V105H7ZM17 104V105H16ZM18 104H20V105H18ZM104 104V105H103ZM71 105V106H70ZM250 105V106H249ZM76 106H78V107H76ZM238 106H241V107H238ZM246 106V107H245ZM58 107V109H56ZM68 107V109H66ZM89 108V107H88ZM87 108V109H88ZM234 108H236V109H234ZM245 108V109H244ZM50 109V110H49ZM65 109V110H64ZM34 110V111H33ZM62 110V111H61ZM67 110V111H66ZM126 110V111H125ZM65 111V112H64ZM245 111V112H244ZM248 111V112H247ZM38 112V113H37ZM111 112H113V113H111ZM210 112V111H209ZM250 112V113H249ZM255 112H256V114L258 115H256L255 114ZM53 113H56V114H53ZM131 113V114H130ZM191 113V114H190ZM235 113V114H236ZM40 115V116H38V115ZM255 114V115H254ZM47 115V116H46ZM50 115H52L51 117H53L54 119H56L55 121H53L54 119L53 118H51L50 117ZM54 115H55V117H54ZM192 115V116H191ZM193 115H194V117H193ZM198 118V119H196V117ZM49 117V118H48ZM252 117V118H251ZM60 119H65V117L64 118H62V117H60ZM73 119V118H71V117H67V119L66 120H69V121H71V120ZM133 119V120H132ZM202 121H201V120ZM203 119H204V121H203ZM2 122V123H1ZM7 122V123H6ZM72 123H75V124H77V128H79L78 129V132H79V130L81 131V134H86V132L88 133L89 131H90V133H88L89 135L90 134H92V135H94L93 137H95V138H97V139H99V140H106L105 142H110V141H112V143H110V145H112V146H114V147H112V146H110L109 144H106L104 141V143L106 144V146L105 147H103V146H101L100 147V150L101 149H104L103 151H105V152H109V151H111L110 153L111 154H113V151H114V153L115 152H117V154L119 153L120 155L121 154H124L123 156L121 155V157H120V155H116V153H115V155L116 156H118V157H120V158H126V159H140V160H142V161H146V162H149L151 165H153V167L154 168H158V169H166L167 168V170H171L172 171V173H173V175L174 176H177V177H182V178H188V179H192V180H194V181H196V182H198V183H203L204 181H206L207 183H205L206 185H208V186H211V184H213V188H220L221 190L223 189V186L221 187L220 185H219V182H218V175H219V178H220V176L222 177V179L221 180H226L225 182H233V183H240V184H245V185H249V187L248 188H254L255 186V184L257 183L254 179H251V177L249 178V176H244V175H239V174H233L232 172V174L231 173H229V172H218L216 169L214 170H209V169H207V170H209V171H207L206 170V168L205 167H202V166H200V165H196V164H194L193 162H191V161H189V160H187L186 161V159H185V157L184 156H181V155H179V156H177V155H175V153L174 152H172L171 150H167L166 148H164V149H162V147L161 146H158V145H156V144H154L153 142H151V141H149V140H141V139H135V138H132L131 137V139H129L130 137H122V138H124V139H122L121 140V137H118V136H113V138H112V135L110 136V137H108L107 139H111V140H107L106 139V136H104V135H102V133L104 134V132H102V131H99V130H96V129H92V130H94V131H92L91 129L89 130V128H84V126H82V125H78V123H76L77 121L76 120H74L73 119V121H71ZM183 122V123H182ZM12 122H10L9 123V121H5V120H3V119H0V128L1 129H4V130H6V132H4V130L1 132V137H0V140H2L3 138V140H2V142H4V143H7V142H11V141H17L18 143L20 142L21 144H36V145H40V146H43V147H45L46 149H48V150H54L55 149V145L57 144V143H60L61 144V142L62 141H60V140H58V139H55V138H53V137H49V136H47V135H45V134H41V133H38V134H33V132L32 131H29V130H26V129H23L24 130V132H25V134H24V132H22L23 134H21L20 133V135H19V137L18 136H11V135H13L12 133L11 134H8L7 133V129L8 128H12V129H14L15 128V126L16 125H12L11 124ZM188 123H190V124H188ZM5 124V125H4ZM192 124V125H191ZM222 124V125H221ZM10 125V126H9ZM240 125V126H239ZM3 126H5V127H3ZM82 126V127H81ZM165 126V127H164ZM199 126V127H198ZM227 126V127H226ZM169 128V129H168ZM172 128V129H171ZM192 128V129H191ZM18 129V130H17ZM22 128H19V127H17L16 126V130L17 131H19V130H21ZM9 131H10V129H8ZM23 130H21V131H23ZM26 130V131H25ZM85 130H87V131H85ZM89 130V131H88ZM95 130H96V132H95ZM170 130V131H169ZM205 130V131H204ZM209 130V131H208ZM8 131V132H9ZM20 131V132H21ZM7 133L6 135L5 134H2V133ZM32 132V133H31ZM95 134H94V133ZM98 132H100L99 134H98ZM247 132V133H246ZM249 132V133H248ZM251 132H253V133H251ZM10 133V132H9ZM29 135H28V134ZM37 133V132H36ZM209 133H211V134H209ZM222 133V134H221ZM225 133H227V134H229V135H227V134H225ZM231 133H232V135H231ZM241 133H243V134H241ZM251 133V134H250ZM258 133V134H257ZM239 136H238V135ZM35 135V136H34ZM38 135H39V138H38ZM40 135H42V136H40ZM100 137H99V136ZM105 135H107V134H105ZM175 135H177V134H175ZM235 135V136H234ZM5 136V137H4ZM8 136V137H7ZM10 136V137H9ZM27 136H29V138L27 137ZM43 136H45V139H44V137ZM102 136H104V137H102ZM108 136V135H107ZM13 137H15V138H13ZM21 137V138H20ZM38 139H37V138ZM104 138V139H102V138ZM236 137H239V138H236ZM264 137V136H263ZM7 138H8V140H7ZM49 138V139H48ZM50 138H52V139H50ZM118 138V139H117ZM119 138H120V140H119ZM22 139V140H21ZM28 139H29V141H28ZM54 139V140H53ZM130 141H129V140ZM235 139V140H234ZM238 139V140H237ZM241 139V140H240ZM6 140V141H5ZM11 140V141H10ZM49 140H51V141H49ZM56 140V141H55ZM113 140H114V142H113ZM132 140H133V142H132ZM23 141V142H22ZM31 141V142H30ZM58 141V142H57ZM117 141H120V142H122L123 143V145H125L124 147H126V148H123V145H122V148H120V147H117V146H115L116 145V143H117ZM51 143V145L49 144V143ZM120 142H118V144H122V143H120ZM143 142V143H142ZM41 143V144H40ZM64 142H62V144H63ZM115 143V145H113ZM135 143V144H134ZM55 144V145H54ZM66 144V143H65ZM54 145V146H53ZM109 145V146H108ZM234 145H235V147H234ZM248 145V146H247ZM128 146H130V147H128ZM158 146V147H157ZM209 146V147H210ZM217 146H218V148L219 149H215V148H217ZM54 147V148H53ZM110 147V148H109ZM117 147V148H116ZM133 147V148H132ZM159 147H161V148H159ZM50 148V149H49ZM109 148V149H108ZM112 148V149H111ZM118 148H119V150H118ZM132 149V150H131ZM147 149V150H146ZM162 149V150H161ZM254 149V150H253ZM94 150H98L99 151V149H94ZM129 150L131 151V152H129ZM225 150V151H226ZM253 150V151H252ZM127 151V152H126ZM223 151V150H222ZM240 151V153H242ZM69 152L70 151H68V150H65V151H61V152H59V155H60V157L61 158H64L65 156V158L66 159H72L73 161L74 160H77V161H75V162H78V163H80V164H82L83 163V157L82 156H80V155H77L76 154V157H73V156H75V154L74 153H72V152H70V154L72 153V155H70L69 154ZM121 152V153H120ZM129 152V153H128ZM67 153H68V156H67ZM3 154V155H2ZM65 155V156H63V155ZM4 155H5V157H4ZM4 158H3V157ZM71 156V157H70ZM79 156V157H78ZM130 156V157H129ZM134 156V157H133ZM174 156V157H173ZM0 162L2 161V163H0V164H2V165H0V169H3V170H5V171H7V172H11V173H13V174H15L16 175V177L17 178H19V175L20 174H25V175H27L28 174V176L30 177V175H31V177H37L38 175H46V181H45V183L47 184V186H49V182H54V181H56V182H63L64 181V178L65 177H67L68 175H70L69 173H68V175L67 174H65V172H62L61 174L60 173H58V175H57V173L56 172H50V170H48V169H46L45 170V168H43V167H40V166H38V165H35V167L32 165L31 166V164H29V163H27L26 161H24V158L22 157H17V161H19V163L17 162V164L18 165H20V166H22V167H20V166H18L17 165V167H16V165H14L13 167H12V165L11 166H5V165H8V163L6 162V159L5 158H7V154H6V152H1L0 153ZM78 157V158H77ZM136 157V158H135ZM75 158V159H74ZM124 158V159H125ZM260 158V159H259ZM20 159H22V161L20 160ZM78 159H80V160H78ZM145 159V160H144ZM148 159V160H147ZM178 159H180V160H178ZM82 160V161H81ZM174 160V161H173ZM5 161V162H4ZM85 162L83 163L84 165H85V163H86V159L84 160ZM82 162V163H81ZM171 162H173L172 164H171ZM186 162V163H185ZM7 163V164H6ZM24 163H26V164H24ZM88 163V162H87ZM189 163V164H188ZM24 164V165H23ZM174 164V165H173ZM88 165H89V167H88ZM88 165H87V167L89 168V170H92V169H94V168H96V170H93V173L94 174H96V173H98V174H96V175H99V177L100 178H102L103 179V182L102 183H98V184H96L97 182H95V183H93L92 184V182L90 181V184H89V181L88 180H83V178L81 179V178H79L80 180H82L83 181V184H85V188H88L89 186H95V187H100L101 186V189H103V190H108L109 192H112V193H110L111 195H115L116 197H119V198H127V199H129V200H138V196H142V197H145L146 199H147V201L148 202H151L152 204H154V205H161V204H168L169 203V205L171 204L168 200H166L165 198H163V197H161V196H159V195H157L156 193H154V192H152V191H148V190H144V189H142V188H139V187H130V186H127V185H124V183H121V181H119L117 178H115L114 176L112 177V175H110V174H108L107 172L105 173V171H106V167L107 166H110L109 164H106V165H103V166H98L97 167V165H94V164H90V163H88ZM94 165V166H93ZM2 166H4V167H2ZM23 166L25 167V168H23ZM38 166V167H37ZM92 166H93V168H92ZM180 166V167H179ZM187 166V167H186ZM190 168H189V167ZM196 166V167H195ZM198 166V167H197ZM200 166V167H199ZM174 167V168H173ZM13 168V169H12ZM92 168V169H91ZM189 168V169H188ZM204 168V169H203ZM17 169H18V171H17ZM20 169V170H19ZM29 169V170H28ZM97 169H99V170H97ZM186 169V170H185ZM199 169L201 170V171H199ZM41 170H43V171H41ZM47 170H48V172H47ZM103 172H102V171ZM192 170V173L190 172ZM17 173H16V172ZM20 171V172H19ZM26 171V172H25ZM186 171H187V173H186ZM196 171V173H193V172H195ZM205 171V172H204ZM206 171L207 172H209V173H206ZM212 171L214 172V174L216 173V175H214L213 173H212ZM22 172V173H21ZM92 172V171H91ZM181 172V173H180ZM189 172V173H188ZM218 172V173H217ZM31 173V174H30ZM34 173V174H33ZM102 173V174H101ZM208 174V175H210L211 173H212V175H214V177L211 175V177H209L208 175H206V174ZM36 174V175H35ZM48 174V175H47ZM104 174H105V176H104ZM189 174H191V175H189ZM194 174V175H193ZM199 174V175H198ZM222 174V175H221ZM62 175V176H61ZM104 176V177H101V176ZM181 175V176H180ZM204 175L205 176H208L209 177V180H210V182H209V180H208V177H205V179L203 178L204 177ZM229 175V176H228ZM239 175V176H238ZM192 176L195 178H192ZM201 176V177H200ZM225 176H226V178H225ZM233 178H231V177ZM235 176L238 178H235ZM105 177H107V178H105ZM213 177V178H212ZM217 177V178H216ZM242 177V178H241ZM49 178H50V180H49ZM51 178H53V179H51ZM58 178V179H57ZM110 178V179H109ZM198 178L200 179L199 181H198ZM203 178V179H202ZM215 178H216V180H215ZM248 178V179H247ZM61 179V180H60ZM240 179V180H239ZM245 179H246V181H245ZM250 179V180H249ZM52 180H54V181H52ZM63 180V181H62ZM66 180V179H65ZM105 180V181H104ZM204 180V181H203ZM208 180V181H207ZM223 180V181H224ZM239 180V181H238ZM243 180H244V182H243ZM253 180V181H252ZM29 181V182H28ZM28 181L27 182H24V183H22V184H13V183H0V193H1V195H3L4 193L5 194H7V193H11V194H17V195H20V196H22V197H24V198H26V200L27 201H29V202H31V203H33L34 205L36 204V206H40V207H42V208H44L45 210H47L49 213H52V214H59V215H61L64 219H66V220H68V221H80L81 220V222H83V223H95V221H96V226L99 228V229H101V231L102 232H106V233H108V234H112V235H114V236H116V237H119V238H122V239H134L135 238V240H140V241H143V242H147V241H152V240H154V242H157V243H161V244H165V245H168L169 247H171L172 249H178L179 251H181V249H182V251L181 252H183L184 251V247H182V248H178V246L180 245H178V243L179 242H177V241H174V240H169V239H166V237L164 238V236L163 235H161V234H159L160 232H161V230L162 231H164V230H166L165 229V226H163V225H161V224H154V223H152V222H149V221H145V220H136V219H134L133 217H131V216H129V215H127V214H123V212L121 213V211H116V210H109V209H106V208H104L103 206H101L100 204H97L96 205V202H94V201H92V200H90V198L87 196V193H85V194H82L80 197H78V198H75V199H72V198H74L73 196L71 197V195H69V194H65L64 193V195H63V193H59L58 191H55V190H53V189H50V188H45V187H43V185L40 183H38V181H36V179H33V178H29L28 179ZM30 181L32 182V186H31V184H30ZM84 181H86V183L84 182ZM112 181V182H111ZM216 181V182H215ZM237 181V182H236ZM88 182V183H87ZM213 182V183H212ZM217 182H218V185L217 186H219V187H217L216 186V184H217ZM230 182V183H231ZM242 182V183H241ZM250 182V183H249ZM26 183V184H25ZM35 183V184H34ZM120 183V184H119ZM211 183V184H210ZM215 183V184H214ZM247 183H249V184H247ZM252 183H255L254 185L252 184ZM29 184V185H28ZM37 184V185H36ZM100 184V185H99ZM111 184V185H110ZM117 184H119L118 186H120V190L117 188H114L115 186ZM252 184V185H251ZM115 185V186H114ZM123 185V186H122ZM244 185V186H245ZM31 186V187H30ZM35 186V188H33ZM251 186V187H250ZM253 186V187H252ZM123 187V188H122ZM212 187V186H211ZM13 188H15V189H13ZM18 190H17V189ZM40 188V189H39ZM109 188V189H108ZM20 189V190H19ZM29 189H31V190H33V191H31V190H29ZM121 189H122V191H121ZM124 189V190H123ZM142 189V190H141ZM40 191V192H39ZM43 191V192H42ZM55 191V192H54ZM129 191V192H128ZM223 191V190H222ZM20 192V193H19ZM58 192V193H57ZM124 192V193H123ZM127 192V193H126ZM35 193V194H34ZM37 193H39V194H37ZM123 193V194H122ZM135 193V194H134ZM142 193V194H141ZM227 193H229V192H227ZM23 194V195H22ZM34 194V195H33ZM53 194V195H52ZM59 194V195H58ZM46 195V196H45ZM48 195V196H47ZM147 195H148V197H147ZM231 195H234V196H236L237 194H235V193H231ZM54 196V197H53ZM60 196V197H59ZM130 196V197H129ZM137 196V197H136ZM56 197H57V199H56ZM71 197V198H70ZM81 197L83 198L82 200H81ZM54 198H55V201H54ZM60 198V199H59ZM236 198H238V195L236 196ZM51 199V200H50ZM238 199H243V198H238ZM72 200V201H71ZM75 201V202H74ZM62 204H61V203ZM79 202H80V204H79ZM91 203V205L96 209V211H98V213L96 212V214L95 215H90V214H87V213H84V212H82L83 210L81 209V204H85V203ZM63 203H64V205H63ZM69 203V204H68ZM76 203H78V204H76ZM89 203V204H90ZM93 203L95 204V205H93ZM57 204V205H56ZM67 204V205H66ZM74 204V206H72ZM68 205H70V206H68ZM80 206V207H78V206ZM178 205L179 204H175V206L176 207H178ZM181 205V204H180ZM179 205V206H180ZM186 205V207H184ZM185 205H183L182 204V207H184V208H186V209H188L189 210V212L190 213H192V214H198L199 212L198 211H200V213H199V215H201V213H203L202 215H201V221L204 223V224H206V225H210V223H209V221H210V219L213 217L214 218V216L218 219L217 221L219 222H221V223H225V222H232V223H244L246 226H248V227H252V228H258V227H260L259 229H261V230H263L264 229V222H257L256 220H253V219H249V218H241L240 217V213H238V212H230V213H225V214H223L224 212L223 211H221V210H218V209H215L216 211H218L217 213L215 212V210L214 209H212V211H211V209L209 210L208 209V211L211 213V216H210V213L208 212L207 213V208L205 209V208H203V210L201 209L200 210V208L199 207H195V206H193V208H192V205H187V204H185ZM65 206V207H64ZM67 206V207H66ZM98 206H99V208H98ZM64 207V208H63ZM181 207V206H180ZM66 208V209H65ZM75 208V209H74ZM262 208V207H261ZM71 209V210H70ZM78 209V210H77ZM199 209V210H198ZM75 210V211H74ZM77 210V211H76ZM193 210H198V211H196V212H198V213H195V211H193ZM263 210V209H262ZM81 211V212H80ZM63 212V213H62ZM205 212V213H204ZM121 213V214H120ZM168 213V215L169 216H172L173 218L174 217H176V214H171V212L170 211H168L167 212ZM207 213V214H206ZM216 213V214H215ZM83 214H85V216L83 215ZM79 215V216H78ZM89 215V216H88ZM207 215H208V217H207ZM213 215V216H212ZM202 216H204V217H202ZM209 216H210V218H209ZM218 216V217H217ZM7 217V216H6ZM85 217V218H84ZM177 217L179 218L180 216L179 215H177ZM219 217H221L220 219H219ZM2 218V219H1ZM75 218H77V219H75ZM204 218H206L205 220H204ZM8 219V220H7ZM126 219V220H125ZM0 220L2 221V222H4V223H6V224H15L16 226H18L19 227V229L22 231V235H21V237L22 238H30V239H33V240H35V241H37V242H39V243H42V244H53L54 246H57V247H64V248H67L68 247V250H69V252H71V253H75V254H77V255H80V256H82V255H84L85 253H87V252H89V250H93V251H101V252H104V253H106V254H108V252L109 253H120L119 255L122 257V259H123V261L126 263V264H163V263H160V262H158V261H156V260H152V259H149L146 255H144L143 253H141V252H138V251H134L133 249H129V248H121L120 246H118L117 244H115L114 242H110V241H107V240H105L104 241V239H100V238H91V237H89V236H87V235H84L83 236V233H80V232H72V234L71 233H66V232H63V231H61V230H57V229H53V228H50V227H47V226H43V225H39V224H31V225H29L30 223L29 222H27V224H26V222H22V223H20L19 221L17 222V221H12L11 219H9V217L8 218H6V221H5V215H3V216H0ZM221 220H223V221H221ZM251 220V221H250ZM85 221V222H84ZM94 221V222H93ZM120 221H121V223H120ZM205 221L206 222H208V224L207 223H205ZM216 221V222H217ZM8 222H11V223H8ZM14 222V223H13ZM98 222V223H97ZM134 222V223H133ZM217 222V226H218V228L219 227H221V226H219V224H220V222L218 223ZM255 222L256 223H258V224H255ZM29 223V224H28ZM104 223H106V224H104ZM131 224V225H130ZM154 224V225H153ZM259 224H260V226H259ZM21 225V226H20ZM156 225V226H155ZM255 225V226H254ZM38 226V227H37ZM145 226V227H144ZM153 226H154V228H153ZM258 226V227H257ZM26 228H28V229H26ZM222 228V227H221ZM263 228V229H262ZM30 229V230H29ZM158 231V232H156V230ZM158 229H160V230H158ZM230 229V228H229ZM229 229H228V231H229ZM27 230V231H26ZM33 230V231H32ZM48 230V231H47ZM231 232H233V230L231 229L230 230ZM264 231V230H263ZM35 232V233H34ZM154 232L155 233H157V234H154ZM3 233V234H2ZM31 233H32V235H31ZM151 233V234H150ZM235 233H236V235L238 236L239 234H237L238 232H236L235 230H234V232H233V234L235 235ZM1 235H4V236H6V235H10V233L9 232H4V231H2L1 233H0ZM82 234V235H81ZM69 235V236H68ZM159 237H158V236ZM179 235L181 236V238H185L184 236L186 235L184 232H180L179 233ZM209 235V237L208 238H210V236H211V238H212V236H213V238L211 239V240H213L212 242H214L215 240H216V244L218 245V247L217 248H215V250H214V252H213V250H212V252L210 251H208L209 253H207V251L205 252H201V255H200V257L202 256V254H203V257H201V258H204L205 260H214V261H218V263H222V261H223V263H227V264H248V263H243V262H238V260H236V256H240V257H244V258H246V259H249L250 261H252V264H264L263 263V261H259V260H257L258 258L257 257H253V256H246L243 252H241V251H239L238 252V250H235V249H231V248H228L227 250H231L230 252H228L227 250H221V248H222V246H224L223 245V242L220 240V239H218V237H216V236H214L213 234H208ZM207 235V236H208ZM82 236V237H81ZM152 236V237H151ZM240 236V235H239ZM89 237V238H88ZM158 238V239H156V238ZM216 237V238H215ZM164 238V239H163ZM88 239H90V240H88ZM44 240V241H43ZM166 240V241H165ZM218 240H220L222 243H221V245L219 246V243H220V241H219V243H217V241ZM92 241V242H91ZM93 241H95V242H93ZM254 241H256V240H254ZM85 242V243H84ZM100 242V243H99ZM172 242V243H171ZM175 242H177L176 244H175ZM257 243H258V241H256ZM56 243V244H55ZM262 243V242H261ZM260 242L258 243V244H260V245H263L264 243H262L261 244ZM72 244V245H71ZM172 244V245H171ZM75 245V246H74ZM175 245V246H174ZM178 245V246H177ZM105 246H106V248H105ZM264 246V245H263ZM228 246L226 245V248H227ZM187 248V249H186ZM190 248V247H189ZM218 248H219V250H218ZM104 249V250H103ZM106 249V250H105ZM114 249V250H113ZM185 250L186 251H184L183 253H192L193 251L192 250H194V249H192V248H190V251L188 250V247L186 246L185 247ZM233 250V251H232ZM115 251V252H114ZM218 251H219V253H218ZM236 251H237V253H236ZM76 252H78V253H76ZM218 253V254H216V253ZM228 252V253H227ZM232 252V253H231ZM241 252V253H240ZM135 253V254H134ZM193 253H195V250H194V252ZM192 253V254H193ZM207 253V254H206ZM211 253H213V254H211ZM223 253H225V254H223ZM127 254V255H126ZM138 254V255H137ZM206 254V255H205ZM211 256H209V255ZM224 256H223V255ZM226 254L228 255L227 257H226ZM231 256H230V255ZM234 254V255H233ZM241 254H242V256H241ZM214 255V256H213ZM223 256V257H222ZM246 256V257H245ZM137 257V259H135ZM147 257V258H146ZM248 257V258H247ZM219 260H218V259ZM139 259V260H138ZM231 259V260H230ZM252 259V260H251ZM131 260V261H130ZM143 261H145V262H143ZM232 261V262H231ZM237 261V262H236ZM133 262V263H132ZM236 262V263H235ZM225 263V264H226ZM165 264V263H164ZM251 264V263H250Z\"/></svg>",
	"mask_w": 264,
	"mask_h": 264
}]
</instances>
